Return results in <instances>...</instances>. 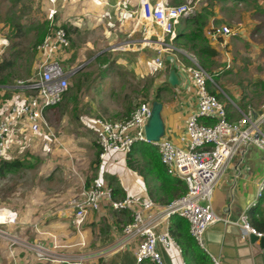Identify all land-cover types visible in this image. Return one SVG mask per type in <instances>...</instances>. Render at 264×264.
Instances as JSON below:
<instances>
[{
	"label": "crops",
	"instance_id": "obj_1",
	"mask_svg": "<svg viewBox=\"0 0 264 264\" xmlns=\"http://www.w3.org/2000/svg\"><path fill=\"white\" fill-rule=\"evenodd\" d=\"M216 1L219 2L215 4L213 10L216 15L208 16L206 31L213 27L211 23L215 20L217 23L223 22L222 25L229 23L227 18L224 19L219 14V10L222 9L220 2L222 0ZM239 1L245 2V0ZM255 3L257 6L264 7L263 0H256ZM261 13L263 18L258 16V18L252 19L255 16L254 13L250 16V19L258 20L255 22L250 20L252 28L259 27L260 19L264 24V11ZM178 29L179 33L181 25ZM232 38L208 40V43L215 51L223 49L228 62L227 50H230L228 46ZM136 46L124 51L132 52L133 64L131 67L134 74L139 78L150 77L151 80L153 78L154 86L150 89L152 91L154 88V93L155 89L162 90L159 92V101L163 105L162 119L165 127L163 139L186 149L188 148L186 123L188 118L197 112L196 87L186 73L179 68L170 67L167 61H165L166 69L160 70L159 75L151 77L154 68L157 69L152 61L155 57L154 52L149 48H140L138 44ZM68 55L67 53L66 58ZM103 62H101L103 67L113 62L120 64L118 59L110 61L106 58L103 59ZM172 69L178 76V85L175 87L167 83L169 71ZM226 72L229 71H219L217 75H220V81L224 80ZM165 83L166 86H162ZM241 98V105L249 106L246 103L248 99L245 100L242 94ZM149 99L151 100V97ZM219 101L222 103V99ZM13 102L16 103L14 100H8L3 107H0L1 118L6 116L7 111L14 105ZM236 107L240 106L236 105ZM239 109L241 110V107ZM94 110L95 114H101L99 109ZM113 110L112 107H109L103 113V117L111 118L114 115V113L112 114ZM225 110L228 119L232 121L239 119L236 115L238 112L233 105L232 108L226 106ZM261 110L264 108L254 111L256 114H260ZM126 113L127 108L125 107L123 113L116 115L115 119L123 118ZM77 124H79L77 127L76 124L60 127L56 136L54 135L56 139L54 145H50L52 142L47 144L43 140L45 145L40 147L42 155L45 157L50 153L51 157H46L41 163L40 173L34 181L36 186L31 190L27 187L26 192L20 193L23 198L20 205L10 208L17 213V221L15 225L8 227L7 231L16 245L7 250L8 244L3 243L5 251L3 257L0 255V264H137L135 252L138 243L134 240L125 241L122 232L123 227L132 221V210L113 211L108 202L104 200L98 210L91 211L85 220L77 226L70 201L79 198L85 187L93 180H99L112 190L116 189L112 193L115 200L130 197L136 198L141 204L148 201L153 202V209L145 214L146 216H157L156 219H159L154 227L155 232L169 233L180 249L173 246L169 248L157 246L163 264H211V256L217 258L221 264H239L245 259H248L251 264H264L260 258L258 243L251 245L248 242L247 245H242L241 241L243 240L240 238L239 229L232 224L243 213L250 216L249 220H254L259 226L264 223V199L258 200L256 197L258 183L264 169V151L249 147L244 155H242V151H238L233 156L214 188L211 201L214 213L222 219H227L228 222L220 221L211 225L203 235L201 247L191 238L187 227L188 223H180L175 218L172 220L171 218H160L163 207L152 200V198L156 200L157 198L150 196L147 186L137 172L128 168L127 157L124 153L120 155L118 151H111L103 159H100L99 146L95 142V132L93 134L83 127L81 122ZM78 127L82 130L80 134ZM40 131L42 136L46 135L44 129L40 128ZM73 132L78 133L76 140L74 135H71ZM47 136H49V132ZM29 138L30 135L25 137L26 140ZM19 139L14 141L9 149L13 150L16 145L22 144L19 143ZM32 146L33 143L29 140V143H26L22 148L29 150ZM65 155H69L71 160L61 161ZM97 160H106V164L101 168L103 173L95 171ZM28 163L32 168L33 163L29 161ZM15 172L17 171L12 173ZM117 183H119L121 192L116 187ZM150 183V187L154 185L158 188L160 186L159 182L153 180H150ZM182 184L184 185L183 182ZM182 184L181 186H183ZM185 186L183 187L186 188ZM139 207L137 205L134 209L137 210ZM16 229L21 231L20 237L15 235L16 231L14 230ZM26 244L41 245L51 252L52 258L39 260L33 251L24 247ZM142 264L154 263L145 261Z\"/></svg>",
	"mask_w": 264,
	"mask_h": 264
},
{
	"label": "built area",
	"instance_id": "obj_2",
	"mask_svg": "<svg viewBox=\"0 0 264 264\" xmlns=\"http://www.w3.org/2000/svg\"><path fill=\"white\" fill-rule=\"evenodd\" d=\"M200 0H186L180 5H171L169 0H140L138 22L141 25V40L128 42L124 50L135 47L149 48L154 52L155 66L164 70L165 61L170 67L179 68L186 73L196 87L197 112L188 118L186 123V139L188 148L183 149L170 141L161 139L154 144L158 149L161 163L167 174L180 179L186 185V193L163 207L160 218H170L173 215L185 219L189 226L191 237L202 247V239L206 230L220 221H227L217 216L212 208L214 188L230 164L233 156L242 151L246 153L249 147L264 151V112L256 114L253 109L242 112L232 103L239 114V119H228L223 103L211 86H216L212 77L200 65L196 55L177 45L178 27L182 21L196 16L197 4ZM42 40L38 47L43 56L33 83L26 85L30 95L21 104L13 105L4 118L0 117V157L21 134H38L45 124V111L60 104L68 92L69 79L77 71L68 67L66 58L70 47L69 36L62 27H55ZM237 33L229 26L220 25L206 31L209 41L219 38H230ZM213 92V91H212ZM151 114V100L135 106L130 114L121 120H95L96 143L99 146V158L103 159L108 152H130L134 143L145 142L144 127ZM212 120L206 125L200 120ZM264 193V169L257 187V199ZM107 201L113 211L132 210V221L123 227L125 241L134 240L138 245L135 261L142 264L150 261L163 264L157 246L179 249L178 244L169 233H157L154 230L159 221L157 216H146L153 209V202L140 203L136 198L125 197L115 200L112 188L106 187L99 180L91 181L83 194L70 201V207L79 226L94 210H98L102 201ZM139 205V209L134 207ZM17 213L10 208L0 206V239L16 242L5 227L15 225ZM239 229L242 240L254 235L258 239L264 237V232H258L250 223L246 213L240 215L234 223ZM33 251L37 258L49 259L50 251L41 245H24ZM180 250V249H179ZM264 259V255H263ZM211 264H221L211 256Z\"/></svg>",
	"mask_w": 264,
	"mask_h": 264
},
{
	"label": "rangeland",
	"instance_id": "obj_3",
	"mask_svg": "<svg viewBox=\"0 0 264 264\" xmlns=\"http://www.w3.org/2000/svg\"><path fill=\"white\" fill-rule=\"evenodd\" d=\"M255 1H220V17L227 18L229 23L226 25L237 33L228 46V62L223 49L217 50V54L211 58L201 59L196 55L200 65L215 82L216 86L210 85L211 89L222 99L224 108H232V103L240 106L242 111H247L249 107L255 111L264 108V24L259 18L258 28L250 26V20L262 16L264 7L257 6ZM185 2L186 0H169L171 5ZM139 3L140 0H0V65L10 62L6 70L0 71V80L7 81L4 85L0 84V107L8 100H14V105L21 104L30 95V91L25 87L33 83V78L43 61V56L38 50L41 44H38V38L44 31L49 30L50 33L57 26L68 29L70 47L66 51L69 54L67 66L77 69L69 79V89L62 102L44 113L45 124L41 126V130L44 129L46 135L42 136L41 131L38 134H21L18 139L22 144L16 145L13 150L9 149L0 157L4 160L26 159L33 163L30 169H21L0 178V206L13 208L20 205L23 200L21 194L26 192L27 187L31 190L36 186L34 181L40 173L41 163L46 157H51L49 152L44 157L40 147L45 145L43 140L54 145L60 127L75 124L77 127V123L81 122L83 127L94 134L96 119L120 120L121 117L115 119V116L123 113L125 107L133 109L142 102L149 101L150 97L151 101L154 100L157 90L155 89L154 93V88L152 91L150 89L154 86V79L139 78L135 75L131 67L132 52L124 51L128 42H139L142 37V23L137 26ZM216 3L219 2L200 0L195 10L196 15L203 9H206L209 15H216L213 12ZM252 13L256 17L250 19ZM183 22L181 27L184 26ZM215 22L216 20L211 24H224ZM184 44V40L183 44L177 41V45L188 49ZM98 55L110 61L118 59L120 64L113 62L103 67L102 63L97 61ZM222 70L229 71L225 73L223 83L220 81V75H217ZM159 73L160 69L154 68L151 77ZM241 94L245 100L248 99L246 103L249 106L241 105ZM75 97L77 101L73 100ZM109 107L114 109V115L111 118L103 117ZM94 109H99L101 114H95ZM236 115L239 117V114ZM77 129L79 134L82 133L79 127ZM77 134L71 133L75 140ZM29 135L30 138L26 140L25 137ZM29 140L33 143L32 148L23 149ZM119 154L123 155V152L119 151ZM63 160H71V157L65 155L61 158V161ZM105 164L106 160H97L95 171L103 173L101 168ZM142 180L144 181L143 178ZM118 184L116 187L121 192ZM7 229L9 228L5 227L4 230L8 232ZM14 231L15 235L20 237L21 231ZM5 242L8 244L7 250L16 245L0 239L1 257L5 251Z\"/></svg>",
	"mask_w": 264,
	"mask_h": 264
},
{
	"label": "trees",
	"instance_id": "obj_4",
	"mask_svg": "<svg viewBox=\"0 0 264 264\" xmlns=\"http://www.w3.org/2000/svg\"><path fill=\"white\" fill-rule=\"evenodd\" d=\"M208 16L209 14L206 12V9H203L196 16L185 19L183 22L184 26L181 27L177 37V41H181L182 44L184 40V46L187 48L189 47L188 49H186L187 51L192 53L195 52L194 54L198 55L201 59H203V57L211 58L217 54L215 49H213L212 46L209 45L208 39L205 36L207 22L209 20ZM64 29L68 34V29ZM48 32L49 30L44 31L40 34L38 38V44L42 42ZM97 58V61L103 62L104 58H102V55H99ZM9 63L10 62L2 63V65H0V71L6 70L7 67L10 65ZM6 82L7 81H3L2 79L0 80V84L4 85ZM78 88L79 87L77 85V89ZM160 90L161 89H157L156 94L154 96V100H157L158 102H160ZM211 93L217 96L215 92L211 91ZM73 100L77 101V97H75ZM126 108L127 113L125 116H123L122 119L127 117L132 111L129 107ZM200 122L206 125L213 123L212 120L204 119H201ZM126 157L128 168L134 172H137V174L144 179V183L147 186V190L149 194H151L150 196H154L157 198V200L155 198H152V200H154L160 206H166L172 201L182 197L186 193L187 189L183 187L185 183L182 181L184 183L183 185L180 179L167 174L165 166L161 163L160 156L158 154V149L154 144L148 142L134 143ZM30 167L31 166L29 165L28 161H26V159H0V178L5 177L11 172L18 171L21 169H27ZM150 180H153L154 182H159L160 186L158 188H156L154 185L150 187ZM181 184L183 186H181ZM115 191L116 189H113L112 193ZM262 198L264 199V193L259 200H261ZM170 218L171 220L175 218L176 221L187 224V221L179 217L178 215H173ZM250 223L258 232H264V223L262 224V226L256 224L254 220H250ZM187 227L189 230V226Z\"/></svg>",
	"mask_w": 264,
	"mask_h": 264
},
{
	"label": "water",
	"instance_id": "obj_5",
	"mask_svg": "<svg viewBox=\"0 0 264 264\" xmlns=\"http://www.w3.org/2000/svg\"><path fill=\"white\" fill-rule=\"evenodd\" d=\"M167 83L175 87L178 85V76L174 69L169 71L167 77ZM162 110L163 105L158 102L157 100L151 101V114L150 117L144 127V134H145V142L156 144L161 139H163L165 135V127L164 122L162 119ZM248 242L251 245L257 244L260 250V258L261 261L264 263L263 255H264V237L258 239L256 236L251 235L248 239L241 241L242 245H247ZM239 264H251L248 259L242 260Z\"/></svg>",
	"mask_w": 264,
	"mask_h": 264
},
{
	"label": "clouds",
	"instance_id": "obj_6",
	"mask_svg": "<svg viewBox=\"0 0 264 264\" xmlns=\"http://www.w3.org/2000/svg\"><path fill=\"white\" fill-rule=\"evenodd\" d=\"M69 36V35H68Z\"/></svg>",
	"mask_w": 264,
	"mask_h": 264
}]
</instances>
